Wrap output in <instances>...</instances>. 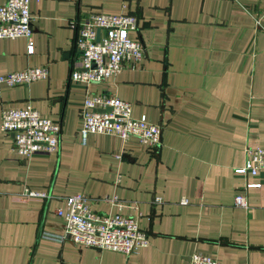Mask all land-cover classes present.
<instances>
[{
	"label": "crops",
	"instance_id": "1",
	"mask_svg": "<svg viewBox=\"0 0 264 264\" xmlns=\"http://www.w3.org/2000/svg\"><path fill=\"white\" fill-rule=\"evenodd\" d=\"M30 12L34 52L24 38L1 39L0 75L47 66L48 77L0 85V116L30 106L59 123V145L24 158L0 131V264H190L194 254L264 264V172L234 173L247 146L264 147V0H126L144 58L91 84L69 79L79 59L71 22L120 14L119 1L31 0ZM87 94L131 103L133 118L161 127L160 145L103 134L82 144ZM25 188L48 197L26 199ZM79 193L98 214L118 212L113 197L127 204L120 212L138 218L148 245L124 256L43 238L63 233L56 210ZM237 194L247 209L234 206Z\"/></svg>",
	"mask_w": 264,
	"mask_h": 264
},
{
	"label": "built area",
	"instance_id": "2",
	"mask_svg": "<svg viewBox=\"0 0 264 264\" xmlns=\"http://www.w3.org/2000/svg\"><path fill=\"white\" fill-rule=\"evenodd\" d=\"M31 0H5L0 5V40L24 38L27 54L34 52L32 42ZM121 13L117 15L90 14L83 20L72 21L75 29V50L79 59L73 63L69 79L83 84L99 83L114 78L123 69L124 63L144 58L145 49L139 41L129 37L137 29V18L125 13L126 0H118ZM48 77L47 66L26 68L0 75V85L6 87L27 86L45 80ZM81 128L79 135L85 144L89 134L116 136L122 141L137 138L149 149L160 145L161 127L149 122L145 116L133 118L131 103L115 96L87 94L81 106ZM0 131L13 136V151L21 157L30 158L36 154L49 155L57 151L60 125L43 118L35 109L26 106L23 109H6L0 116ZM245 161L234 173L256 177L264 172V147L257 145L245 148ZM121 180L117 175L116 183ZM259 184H246L245 189L259 187ZM26 199H46L47 192H37L25 188ZM91 198L79 193L65 199V208L57 209V216L64 220V230L60 235L43 233L42 237L59 243L69 242L84 248L99 251L117 252L129 256L148 245V236L138 226V218L123 215L120 211L128 208L115 197L118 212L98 214L90 207ZM156 198V203H161ZM181 205H187L185 198ZM234 206L248 208L247 197L237 194ZM190 264H219L215 259L202 254H194Z\"/></svg>",
	"mask_w": 264,
	"mask_h": 264
}]
</instances>
